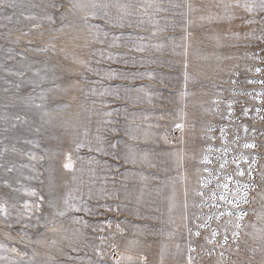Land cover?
Listing matches in <instances>:
<instances>
[{
  "label": "rangeland",
  "instance_id": "1",
  "mask_svg": "<svg viewBox=\"0 0 264 264\" xmlns=\"http://www.w3.org/2000/svg\"><path fill=\"white\" fill-rule=\"evenodd\" d=\"M0 264H264V0H0Z\"/></svg>",
  "mask_w": 264,
  "mask_h": 264
},
{
  "label": "snow or ice",
  "instance_id": "2",
  "mask_svg": "<svg viewBox=\"0 0 264 264\" xmlns=\"http://www.w3.org/2000/svg\"><path fill=\"white\" fill-rule=\"evenodd\" d=\"M65 167H68V165H65Z\"/></svg>",
  "mask_w": 264,
  "mask_h": 264
}]
</instances>
